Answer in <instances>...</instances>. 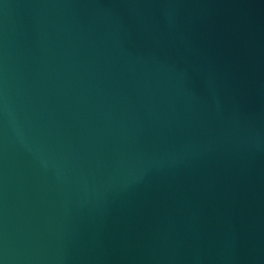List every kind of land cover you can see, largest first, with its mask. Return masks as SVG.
<instances>
[{
	"label": "water",
	"instance_id": "1",
	"mask_svg": "<svg viewBox=\"0 0 264 264\" xmlns=\"http://www.w3.org/2000/svg\"><path fill=\"white\" fill-rule=\"evenodd\" d=\"M0 264H264V0H0Z\"/></svg>",
	"mask_w": 264,
	"mask_h": 264
}]
</instances>
